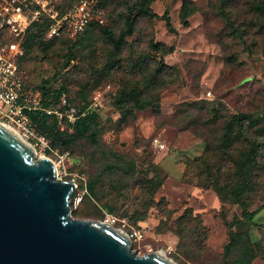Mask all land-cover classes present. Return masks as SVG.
Wrapping results in <instances>:
<instances>
[{
	"label": "rangeland",
	"instance_id": "obj_1",
	"mask_svg": "<svg viewBox=\"0 0 264 264\" xmlns=\"http://www.w3.org/2000/svg\"><path fill=\"white\" fill-rule=\"evenodd\" d=\"M139 1L109 0L103 25L78 45L44 37L24 53L27 88L42 96L41 86L60 84L76 109L97 114L96 145L27 142L75 185L72 216L124 219L127 234L141 233L131 238L136 254L158 251L176 264H264V119L227 132L234 114L264 118V0H151L154 16L139 17L116 47L123 16ZM123 90L136 94L121 110ZM252 141L261 144L255 160Z\"/></svg>",
	"mask_w": 264,
	"mask_h": 264
},
{
	"label": "water",
	"instance_id": "obj_2",
	"mask_svg": "<svg viewBox=\"0 0 264 264\" xmlns=\"http://www.w3.org/2000/svg\"><path fill=\"white\" fill-rule=\"evenodd\" d=\"M0 123V264H176L158 251L138 255L129 235L105 221L75 218L74 184L35 158ZM5 126V125H4Z\"/></svg>",
	"mask_w": 264,
	"mask_h": 264
},
{
	"label": "built area",
	"instance_id": "obj_3",
	"mask_svg": "<svg viewBox=\"0 0 264 264\" xmlns=\"http://www.w3.org/2000/svg\"><path fill=\"white\" fill-rule=\"evenodd\" d=\"M103 10L95 7L93 0H0V32L6 31L10 39L0 46V123L8 126L25 140H34L49 148L48 139L31 124L29 114L41 111L53 115L59 123H73L76 119L94 111L87 107L81 112L64 109L69 106L62 96L56 106L42 105L41 93L24 86L17 60L23 54L22 42L29 27L42 18L48 21L47 37H66L75 40L90 21L103 23ZM211 95L210 90L205 93ZM64 120V121H63ZM155 148L164 149L165 144L153 138ZM105 222L123 230L126 222L114 216H106ZM124 231V230H123ZM131 238H140L139 231H132Z\"/></svg>",
	"mask_w": 264,
	"mask_h": 264
},
{
	"label": "trees",
	"instance_id": "obj_4",
	"mask_svg": "<svg viewBox=\"0 0 264 264\" xmlns=\"http://www.w3.org/2000/svg\"><path fill=\"white\" fill-rule=\"evenodd\" d=\"M95 7L102 9L105 4L108 3L109 0H93ZM151 0H140L138 3L134 4L127 12V14H124V27L121 30L118 38L113 39V43L116 47H118L122 42H124L125 38L130 36L133 31L135 30L136 21L139 17H145V18H151L154 16L149 4ZM104 11V10H103ZM185 15L188 16V10L185 12ZM164 20L166 22V25L168 28H170L169 24V17L167 16V13L165 12L163 14ZM105 21V13L103 15V23ZM103 23H99L96 20H92L89 22V24L86 26L83 33L78 36L73 42V45H78L82 42V40L95 28L103 25ZM47 30H48V21L45 18H42L39 22L33 23L29 29L26 32V35L24 37V40L22 42L23 47V54L20 56L17 60L18 70L21 75L20 70V64L21 59L25 52L30 51L37 43L41 42V38L47 37ZM104 32L108 33L106 29L103 30ZM49 41H66L69 42L70 40L66 37H47ZM10 39L8 32L1 31L0 32V46H2L4 43H6ZM22 77V75H21ZM23 79V78H22ZM24 82V80H23ZM24 86H27L24 83ZM42 91V105L45 107H51L56 106L58 104L60 98L62 96H65L63 93V90L65 89L64 86L58 85L57 88L51 87V86H41L40 87ZM136 91L129 90L125 91L123 90L120 93L121 99L118 100L119 104L117 105L119 109L123 110L125 108V103L130 100V97L135 95ZM67 103L69 106H65L64 109H73L76 112H81L85 108L76 109L75 105L70 103L69 100L66 98ZM144 106L141 104L140 108H143ZM30 121L32 126L42 135H44L48 141L49 144H51L54 148H70L73 146L79 139L86 138L89 140L92 144H97V124H96V118L97 114L95 112L88 113L84 116L79 117L76 119L73 123H67L66 121L59 123L58 120L53 115H47L44 112L41 111H33L29 114ZM262 119L261 116L253 117L248 114H241L237 113L234 114L231 119L229 120L227 124V132H231V126L235 124L239 131L242 133L246 131L245 126H254L257 125ZM264 130V127L261 128ZM262 131L261 133H263ZM229 134V133H228ZM229 136L225 139V141L230 142V139H228ZM261 144L257 141L251 142V148L248 155H252V159L255 160L256 152L260 148ZM248 155H244V158H249ZM244 166H241V170L244 171ZM133 174V173H131ZM142 185H144V182H141ZM94 184L89 183L86 187L87 192L89 194H94ZM241 187V186H240ZM241 188L235 187L233 189L234 194H239ZM220 198V196H219ZM243 216H246L247 218H250L252 216V212H243ZM235 240V237L233 235L230 236V242L224 246V253L225 255H228L232 249V243Z\"/></svg>",
	"mask_w": 264,
	"mask_h": 264
},
{
	"label": "bare ground",
	"instance_id": "obj_5",
	"mask_svg": "<svg viewBox=\"0 0 264 264\" xmlns=\"http://www.w3.org/2000/svg\"><path fill=\"white\" fill-rule=\"evenodd\" d=\"M3 128L6 129L8 132H10L14 137H16L17 140H19L23 145H25L27 148L31 149L33 151V148L30 146V144L27 142V140L23 139L21 136L17 134L14 130L9 128L8 126H4ZM161 253V252H160ZM163 256H165L163 253H161Z\"/></svg>",
	"mask_w": 264,
	"mask_h": 264
}]
</instances>
